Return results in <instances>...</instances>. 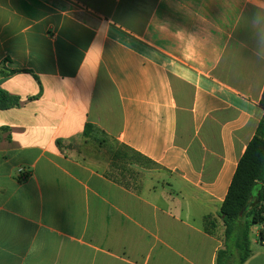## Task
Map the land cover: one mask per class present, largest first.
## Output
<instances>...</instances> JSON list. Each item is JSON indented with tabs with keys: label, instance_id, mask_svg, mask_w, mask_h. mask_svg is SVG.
I'll list each match as a JSON object with an SVG mask.
<instances>
[{
	"label": "crops",
	"instance_id": "1",
	"mask_svg": "<svg viewBox=\"0 0 264 264\" xmlns=\"http://www.w3.org/2000/svg\"><path fill=\"white\" fill-rule=\"evenodd\" d=\"M3 68L29 73L0 76L19 98L0 110V264H215L263 114L264 0H0Z\"/></svg>",
	"mask_w": 264,
	"mask_h": 264
},
{
	"label": "trees",
	"instance_id": "2",
	"mask_svg": "<svg viewBox=\"0 0 264 264\" xmlns=\"http://www.w3.org/2000/svg\"><path fill=\"white\" fill-rule=\"evenodd\" d=\"M16 72L0 69V76L8 78ZM35 79H37L34 76ZM39 95L30 98L35 100ZM19 98L0 89V110L18 108ZM263 114L256 131L241 156L235 173L229 185L226 197L220 207L218 218L222 228V248L215 257V264H245L251 257V230L255 226L264 224V89L259 102ZM93 127L86 124L82 136L86 138ZM58 148L61 143L57 142ZM128 150V149H127ZM130 151V150H128ZM133 153L138 161L154 165L140 154ZM204 232L213 235L217 231V222L211 216H206Z\"/></svg>",
	"mask_w": 264,
	"mask_h": 264
},
{
	"label": "rangeland",
	"instance_id": "3",
	"mask_svg": "<svg viewBox=\"0 0 264 264\" xmlns=\"http://www.w3.org/2000/svg\"><path fill=\"white\" fill-rule=\"evenodd\" d=\"M126 164H132L133 168L135 170L138 171V173H140V175H143V172H146L148 170H156V166L155 165H151L148 164L144 161H138L137 159L134 158L133 153L124 149V148H120L118 150V158H117V162H125ZM221 228V227H220ZM221 235H222V228H221ZM251 248L255 249L257 247H263V246H257V244H255V240H256V236H255V232L252 231L251 233Z\"/></svg>",
	"mask_w": 264,
	"mask_h": 264
},
{
	"label": "built area",
	"instance_id": "4",
	"mask_svg": "<svg viewBox=\"0 0 264 264\" xmlns=\"http://www.w3.org/2000/svg\"><path fill=\"white\" fill-rule=\"evenodd\" d=\"M257 238L259 245L264 247V224L259 226V230L257 231Z\"/></svg>",
	"mask_w": 264,
	"mask_h": 264
}]
</instances>
